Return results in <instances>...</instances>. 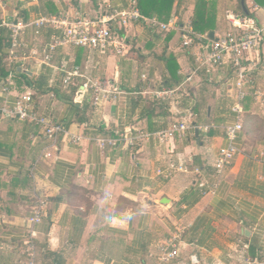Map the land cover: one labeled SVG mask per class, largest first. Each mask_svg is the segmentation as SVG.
<instances>
[{
	"label": "crops",
	"instance_id": "crops-1",
	"mask_svg": "<svg viewBox=\"0 0 264 264\" xmlns=\"http://www.w3.org/2000/svg\"><path fill=\"white\" fill-rule=\"evenodd\" d=\"M197 1L175 0L169 19L176 18L179 25L193 23ZM203 1L212 3L214 30L195 32L213 33L211 39L227 29V13L252 16L256 6L260 9L254 16L264 18V0ZM127 4L128 0H0V22L17 16L29 22L41 15L94 16L100 8L122 9ZM51 33L45 30L37 38L28 29L25 37L35 46L48 41ZM195 52L181 47L177 29L158 32L134 25L125 57L93 55V79L121 92L118 101L100 111L91 105L90 95L82 105L75 104L71 91H62L55 83L54 69L31 66L30 74H25L30 86L16 76L12 97L31 93L38 114L55 118L70 133L85 138L76 145L59 142L54 148L38 127L0 121V264L26 261L28 239L36 247L39 264H145L151 262L148 255L156 244L175 232L181 233L182 241L176 264H246L239 254L244 246L248 256L264 261V107L249 91L238 141L243 152L216 192L201 195L194 169L211 175L218 149L226 145L224 127L235 115L232 100L217 85L230 76L229 67L198 71ZM85 56L84 50L68 47L58 51L54 64L71 68L82 65ZM251 68L256 87L264 91V44ZM115 72L118 83L111 80ZM6 74L3 60L0 79ZM162 89L182 93L163 103L153 95ZM183 117L197 125L211 123L213 128L205 136L195 132L166 144L140 139L132 148L120 143L99 150L92 141L97 136L120 139L117 134L127 131L159 132ZM47 150L53 157L40 159ZM36 161L37 179L49 205L42 222L28 227L32 183L27 172ZM171 161L188 162L190 172L176 173L169 180L157 176L156 170Z\"/></svg>",
	"mask_w": 264,
	"mask_h": 264
},
{
	"label": "built area",
	"instance_id": "built-area-1",
	"mask_svg": "<svg viewBox=\"0 0 264 264\" xmlns=\"http://www.w3.org/2000/svg\"><path fill=\"white\" fill-rule=\"evenodd\" d=\"M251 15H225L228 29L221 35L209 38L208 35L197 34L190 20L179 25L176 18L167 22H160L156 18L144 16L138 8V0H128L126 8L118 9L111 6L100 8L94 16L78 15H49L39 16L33 21L25 22L21 19L4 18L0 22V28L8 31L9 45L4 62L7 66V75L0 79V121L26 122L39 128L40 132L56 147L59 142L67 144H79L85 138L84 134L70 133L55 118L40 115L35 110L32 94L22 93L12 97L13 80L16 69L20 72H29L31 66L39 68L54 69L58 73L55 83L62 91L74 92L75 104L82 105L85 97L90 95V103L96 111L103 106L118 101L121 94L118 87H112L102 79H93L92 65L93 55L100 57H125L130 51V32L134 25H142L153 31L167 32L177 29L180 33L181 47L190 50L196 49L192 54L196 69L217 70L229 67L230 76L221 83V91L232 100L231 112L235 115L234 122L224 127L226 145L218 149L209 177L196 168L194 174L197 176L196 187L201 195L214 194L217 186L224 180L226 172L230 169L234 159L241 155L243 150L238 144L243 131V103L248 96V89H253L255 102L264 107V91L256 87L255 79L251 75V64L259 60V50L264 44V18L261 20L254 16L260 8L253 6ZM30 29L35 37H40L43 31L50 30L48 41L40 42L33 46L26 40V31ZM73 47L85 51V61L82 65L69 68L64 64H54L55 57L61 49ZM251 62V63H249ZM249 63L248 65H246ZM30 65V66H29ZM93 66V68H92ZM25 74V73H24ZM119 73L115 72L111 78L118 83ZM109 82V81H108ZM55 83L53 86H55ZM108 84V85H107ZM220 88V85H219ZM179 89L157 90L153 92L154 98L160 102H170L179 95ZM191 118L192 114H188ZM213 124L197 125L183 119L171 120L166 129L154 133L137 132L132 135L130 131L123 135L117 134L120 139L110 136L93 137L92 141L99 150L107 147H117L123 143V147L132 148L140 139H154L160 144L178 138L180 140L187 136H194L195 132L205 136ZM53 157L47 150L41 153L40 159ZM191 161V159L189 160ZM39 161H36L28 170L27 177L32 183V208L26 219L28 227H33L42 222L47 214L49 196L39 185L36 171ZM188 166L184 163L173 161L166 164L165 169L156 170L157 176L169 180L176 173H189ZM33 233L30 232L32 238ZM181 233L175 232L168 239L156 244L149 253L151 264H176L180 256ZM26 250L23 255L26 261L17 264H39L36 258V247L32 240L25 242ZM246 264H264L257 260H250L247 255V246L240 253Z\"/></svg>",
	"mask_w": 264,
	"mask_h": 264
},
{
	"label": "trees",
	"instance_id": "trees-1",
	"mask_svg": "<svg viewBox=\"0 0 264 264\" xmlns=\"http://www.w3.org/2000/svg\"><path fill=\"white\" fill-rule=\"evenodd\" d=\"M174 2L175 0H138V8L140 12L148 18L156 17L159 21L167 22L171 16ZM211 4L203 0H198L196 2L192 24H193L194 30L197 33L204 34L207 31L211 32L214 30L215 17L212 14L213 6ZM240 15H245V13L241 12ZM17 18L25 21L23 18H20V16H17ZM25 22H28V21H25ZM8 45H9L8 31L6 29L0 28V64L1 65L3 63V60L6 57L5 51H7ZM15 74L17 77L22 76L25 83L27 85L29 84L28 81H26L28 77L24 73L15 71ZM218 88H219V85H218ZM75 90L76 89H73V88L70 90L72 95H74ZM251 90L253 92V89L249 88L248 93ZM246 98L248 99L251 97H249L248 95ZM243 131H244V126H243ZM246 257H249L250 260L254 259L248 256V254L246 255ZM254 260H257V259H254ZM145 264H151V262H145Z\"/></svg>",
	"mask_w": 264,
	"mask_h": 264
},
{
	"label": "rangeland",
	"instance_id": "rangeland-1",
	"mask_svg": "<svg viewBox=\"0 0 264 264\" xmlns=\"http://www.w3.org/2000/svg\"><path fill=\"white\" fill-rule=\"evenodd\" d=\"M230 3H233V2H231L230 1ZM235 5V4H234ZM233 4H232V6H234ZM222 15H223V12H222ZM225 15V14H224ZM224 19H225V17H224ZM225 21H226V19H225ZM226 23V22H225ZM226 25V28L228 29V25L227 24H225ZM222 27L223 26H221L220 28L222 29ZM226 29V30H227ZM226 30H225V32H226ZM226 79V78H225ZM225 79L223 78V79H220V80H218L217 81V85H220V88H219V90H221L222 89V87H221V83H224L225 82ZM186 164H187V166H188V162H186Z\"/></svg>",
	"mask_w": 264,
	"mask_h": 264
},
{
	"label": "water",
	"instance_id": "water-1",
	"mask_svg": "<svg viewBox=\"0 0 264 264\" xmlns=\"http://www.w3.org/2000/svg\"><path fill=\"white\" fill-rule=\"evenodd\" d=\"M244 11H245V8H244ZM210 37H213V33H210V35H209ZM19 71H20V69H19ZM25 74H30L29 72L27 73V72H24ZM196 135H197V132H196ZM195 258L196 257H193L192 258V262H195Z\"/></svg>",
	"mask_w": 264,
	"mask_h": 264
}]
</instances>
